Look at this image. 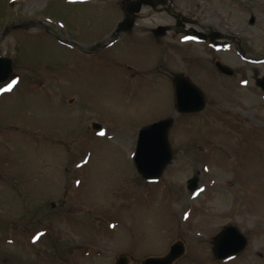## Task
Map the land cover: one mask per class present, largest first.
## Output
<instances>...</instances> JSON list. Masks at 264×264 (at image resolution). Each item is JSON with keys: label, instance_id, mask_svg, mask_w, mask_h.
I'll use <instances>...</instances> for the list:
<instances>
[{"label": "rangeland", "instance_id": "1", "mask_svg": "<svg viewBox=\"0 0 264 264\" xmlns=\"http://www.w3.org/2000/svg\"><path fill=\"white\" fill-rule=\"evenodd\" d=\"M124 1L0 0L13 64L0 89L15 81L0 91V264H141L177 241L173 264H264V0H170L187 28L228 39L220 48L185 39L161 4L112 41ZM177 74L203 91V111L176 112ZM168 117L173 159L143 179L139 130ZM228 224L249 244L221 261L211 241Z\"/></svg>", "mask_w": 264, "mask_h": 264}, {"label": "water", "instance_id": "2", "mask_svg": "<svg viewBox=\"0 0 264 264\" xmlns=\"http://www.w3.org/2000/svg\"><path fill=\"white\" fill-rule=\"evenodd\" d=\"M157 4L171 7L169 0H125L124 6L126 16L118 23L116 32L127 31L134 26V15L141 11L143 5L155 7ZM177 25L184 27L182 15L174 14ZM253 20V19H252ZM199 39L215 38L221 36L218 32L205 34L196 29H191ZM156 36H164L167 27L158 26L152 30ZM216 68L224 74H232V69L222 63L215 61ZM13 71V64L10 57L0 56V82L8 79ZM175 89V108L178 113H197L203 111L206 106V98L203 91L184 74H177L173 77ZM257 85L264 91V77L258 78ZM174 122L173 117L154 121L139 130L137 144L134 153V163L138 173L145 179L153 180L159 178L166 166L173 159V151L169 141V130ZM95 129L101 125L94 123ZM198 187V176L190 179L188 189L195 190ZM248 244V238L239 230L236 225H226L216 236L212 238V252L217 259H224L242 252ZM185 251L183 242L177 241L170 246L169 252L160 257H146L142 264H173ZM127 255H119L114 264H128Z\"/></svg>", "mask_w": 264, "mask_h": 264}, {"label": "flooded vegetation", "instance_id": "3", "mask_svg": "<svg viewBox=\"0 0 264 264\" xmlns=\"http://www.w3.org/2000/svg\"><path fill=\"white\" fill-rule=\"evenodd\" d=\"M166 13H168L169 15H171L172 17H173V15H174V10H164ZM174 18V17H173ZM182 28V31L187 35L186 37H185V39H194V36H193V33L189 30V27L188 28H184V27H181ZM132 30H130V31H124V32H120V33H118V34H116L115 32H111L110 34H109V37H113L114 39H122V38H124V39H126V38H128V39H130L129 37V33L131 32ZM169 31H171V28H169L168 29V32ZM167 32V33H168ZM177 32V31H176ZM128 39H126V40H128ZM209 39V38H208ZM228 39H226L225 37H222L220 40H219V43L222 45V44H224L225 43V41H227ZM205 42H209V40H205ZM210 43V42H209ZM240 57L243 59V58H245L246 56L245 55H242L241 56V54H240ZM247 58V57H246ZM242 61H244V63H247L248 61L245 59V60H242ZM248 64V63H247ZM249 65V68H251V66H250V64H248ZM223 76H225V77H234V76H237V75H239L238 74V72H236V69H233V73L232 74H230V75H226V74H223V73H221Z\"/></svg>", "mask_w": 264, "mask_h": 264}, {"label": "snow or ice", "instance_id": "4", "mask_svg": "<svg viewBox=\"0 0 264 264\" xmlns=\"http://www.w3.org/2000/svg\"><path fill=\"white\" fill-rule=\"evenodd\" d=\"M14 84H15V81H13L11 84L6 86L5 88L0 89V91H11L12 85H14ZM101 134H103V133H101Z\"/></svg>", "mask_w": 264, "mask_h": 264}]
</instances>
